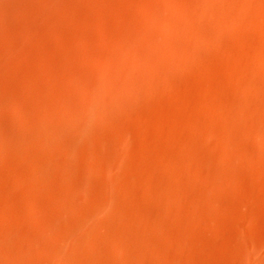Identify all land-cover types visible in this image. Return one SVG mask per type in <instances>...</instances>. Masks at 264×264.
<instances>
[{"label":"bare ground","instance_id":"obj_1","mask_svg":"<svg viewBox=\"0 0 264 264\" xmlns=\"http://www.w3.org/2000/svg\"><path fill=\"white\" fill-rule=\"evenodd\" d=\"M0 264H264V0H0Z\"/></svg>","mask_w":264,"mask_h":264}]
</instances>
